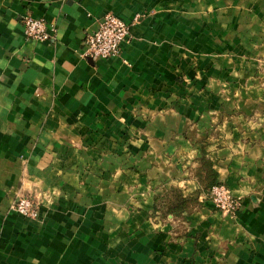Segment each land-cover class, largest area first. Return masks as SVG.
I'll return each mask as SVG.
<instances>
[{
	"label": "crops",
	"instance_id": "1",
	"mask_svg": "<svg viewBox=\"0 0 264 264\" xmlns=\"http://www.w3.org/2000/svg\"><path fill=\"white\" fill-rule=\"evenodd\" d=\"M104 12L128 36L83 56ZM202 149L234 214L193 176ZM168 186L197 204L153 212ZM0 264H264V0H0Z\"/></svg>",
	"mask_w": 264,
	"mask_h": 264
},
{
	"label": "built area",
	"instance_id": "2",
	"mask_svg": "<svg viewBox=\"0 0 264 264\" xmlns=\"http://www.w3.org/2000/svg\"><path fill=\"white\" fill-rule=\"evenodd\" d=\"M136 17L134 16L133 20ZM21 23L25 37L38 41L51 38L42 18L25 13L21 15ZM128 33V24L123 19L110 12H104L98 17L95 27L84 34L82 55L92 59L114 56L118 53L120 43L126 39ZM206 196L215 208L226 214H234L240 207L239 198L220 181L210 185ZM12 208L27 218L37 216L34 201L25 194L16 195Z\"/></svg>",
	"mask_w": 264,
	"mask_h": 264
},
{
	"label": "trees",
	"instance_id": "3",
	"mask_svg": "<svg viewBox=\"0 0 264 264\" xmlns=\"http://www.w3.org/2000/svg\"><path fill=\"white\" fill-rule=\"evenodd\" d=\"M196 162V166L193 169V176L200 184V189L207 193L210 185L217 181L216 171L203 149L196 158ZM153 199V212H157L161 216L166 214L180 216L188 213L197 204L196 196L191 194L183 195L175 186L164 188L160 193L154 195Z\"/></svg>",
	"mask_w": 264,
	"mask_h": 264
}]
</instances>
